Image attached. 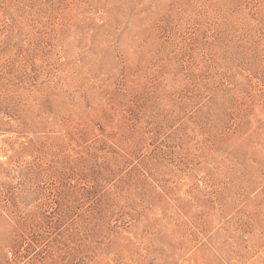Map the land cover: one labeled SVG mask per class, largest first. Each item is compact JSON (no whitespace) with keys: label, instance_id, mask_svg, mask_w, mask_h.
Instances as JSON below:
<instances>
[{"label":"rangeland","instance_id":"rangeland-1","mask_svg":"<svg viewBox=\"0 0 264 264\" xmlns=\"http://www.w3.org/2000/svg\"><path fill=\"white\" fill-rule=\"evenodd\" d=\"M0 264H264V0H0Z\"/></svg>","mask_w":264,"mask_h":264}]
</instances>
